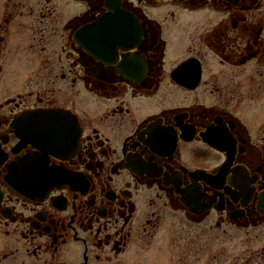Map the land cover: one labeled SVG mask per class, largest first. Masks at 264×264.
Returning a JSON list of instances; mask_svg holds the SVG:
<instances>
[{
    "label": "flooded vegetation",
    "instance_id": "flooded-vegetation-1",
    "mask_svg": "<svg viewBox=\"0 0 264 264\" xmlns=\"http://www.w3.org/2000/svg\"><path fill=\"white\" fill-rule=\"evenodd\" d=\"M0 5V264H264V0Z\"/></svg>",
    "mask_w": 264,
    "mask_h": 264
},
{
    "label": "rangeland",
    "instance_id": "rangeland-1",
    "mask_svg": "<svg viewBox=\"0 0 264 264\" xmlns=\"http://www.w3.org/2000/svg\"><path fill=\"white\" fill-rule=\"evenodd\" d=\"M1 1L2 0H0V3H1ZM69 3L66 1V2H64V6H63V8H64V10H63V14L64 15H67V14H69V13H72V11H73V8L71 7V6H69L68 5ZM166 4V7L164 8L165 10H166V12H167V14L170 12V11H175L174 12V16H175V20H176V22H177V24H180V20L178 19L179 18V16H180V14H181V12L179 11V10H181V8L180 7H178L177 5H174L173 4V2H166L165 3ZM0 9H1V5H0ZM158 10L157 11H152V13H156V14H158ZM162 12V11H161ZM163 13V12H162ZM169 15V14H168ZM200 14H198V15H195L194 17H195V19H197V21L198 22H195L194 24H200V23H204V22H201V20H198V18H200ZM168 20L170 21L171 20V16L170 17H168ZM212 20V19H211ZM209 21L210 20H208V22L207 23H209ZM171 44H174V46H176L175 45V43L174 42H172ZM20 82H17V83H13V82H11L9 85H8V87L9 88H5L3 91H2V94L3 93H9L10 91H14V92H16V91H19V88H20ZM258 121H260V122H264V107H263V109H261V110H257V112L255 113V117H252V126L253 125H258L257 123H258Z\"/></svg>",
    "mask_w": 264,
    "mask_h": 264
}]
</instances>
